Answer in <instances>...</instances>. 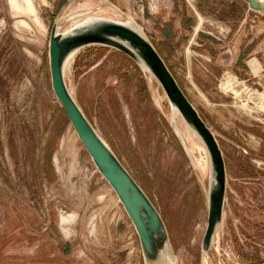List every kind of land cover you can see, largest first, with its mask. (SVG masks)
<instances>
[{"label": "rangeland", "instance_id": "374dc122", "mask_svg": "<svg viewBox=\"0 0 264 264\" xmlns=\"http://www.w3.org/2000/svg\"><path fill=\"white\" fill-rule=\"evenodd\" d=\"M68 1L0 0V264H146L52 87L53 24L64 32L89 17L130 24L161 46L223 150L224 217L205 251L209 153L180 114L177 133L159 81L101 45L80 49L65 70L85 115L163 216L173 264H264V15L243 0H174L181 12L173 0ZM168 21H180L172 54L161 34Z\"/></svg>", "mask_w": 264, "mask_h": 264}, {"label": "water", "instance_id": "95a60500", "mask_svg": "<svg viewBox=\"0 0 264 264\" xmlns=\"http://www.w3.org/2000/svg\"><path fill=\"white\" fill-rule=\"evenodd\" d=\"M243 1L250 9L264 15V0ZM113 6L117 7L114 4ZM91 45L115 48L129 55L150 72L162 85L172 107L178 110L190 130L206 146L210 157L211 182L208 224L202 245L208 251L223 221L227 190L226 162L217 137L145 33L125 22L104 17H89L64 32L59 30L58 23L53 24L49 40L53 90L78 137L100 173L118 195L135 226L146 264H173L174 250L166 222L139 182L85 115L65 79L69 58L75 56L80 49Z\"/></svg>", "mask_w": 264, "mask_h": 264}, {"label": "crops", "instance_id": "0c3cea01", "mask_svg": "<svg viewBox=\"0 0 264 264\" xmlns=\"http://www.w3.org/2000/svg\"><path fill=\"white\" fill-rule=\"evenodd\" d=\"M175 1L173 0V2H172V4L173 5H175ZM176 10H178V11H185L182 7H181V5L179 4V3H176ZM157 20H159L158 18H157ZM185 22H186V20H184L183 21V23L185 24ZM163 28H162V33L161 34H163V36L165 37V38H168V39H170L171 40V43H164L163 44V42H162V44H163V46H165L166 48H168V50H167V52L168 53H170V54H172V53H174V52H176L177 50V47H178V45L179 44H176V41H178V38H176L175 39V41H173L172 40V38L174 37V35H173V33L175 34V29L177 28V27H180V21H179V24H172L171 22H165V23H163V24H160ZM184 40H186V38H184ZM161 41H163V40H161ZM157 50L159 51V52H161V46H160V49H158V47H157ZM163 50V49H162ZM164 54H166V52L164 51ZM177 60H180L179 58H176V56H175V58H173V60H172V62L174 61V62H178Z\"/></svg>", "mask_w": 264, "mask_h": 264}, {"label": "bare ground", "instance_id": "6f19581e", "mask_svg": "<svg viewBox=\"0 0 264 264\" xmlns=\"http://www.w3.org/2000/svg\"><path fill=\"white\" fill-rule=\"evenodd\" d=\"M27 2H28V4L29 5H31L30 4V0H26ZM84 20H87V19H84ZM83 20V21H84ZM76 23V22H75ZM81 23V22H80ZM73 58H74V56H72L71 58H69V60H68V62H67V65H66V68L67 67H69L70 66V64H71V62H72V60H73ZM172 117H171V121L174 123V125H175V128L177 129V131L180 133V128H179V125H178V121H179V112H178V110H176L175 108H173L172 107ZM182 135V134H181ZM183 136V135H182ZM199 148L201 149V150H204V148L203 147H201V146H199ZM200 150V151H201ZM204 158V157H203ZM202 164V163H201ZM204 167V166H203Z\"/></svg>", "mask_w": 264, "mask_h": 264}, {"label": "trees", "instance_id": "16d2710c", "mask_svg": "<svg viewBox=\"0 0 264 264\" xmlns=\"http://www.w3.org/2000/svg\"><path fill=\"white\" fill-rule=\"evenodd\" d=\"M49 159H50V156H49Z\"/></svg>", "mask_w": 264, "mask_h": 264}]
</instances>
